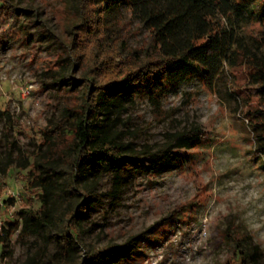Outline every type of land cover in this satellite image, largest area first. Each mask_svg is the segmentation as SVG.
Instances as JSON below:
<instances>
[{
    "label": "rangeland",
    "instance_id": "374dc122",
    "mask_svg": "<svg viewBox=\"0 0 264 264\" xmlns=\"http://www.w3.org/2000/svg\"><path fill=\"white\" fill-rule=\"evenodd\" d=\"M247 1L257 17L248 32L257 34L264 30V0ZM12 2L16 12L0 17V151L11 148L17 160L35 157L40 145L47 148L48 129L65 107L80 102L82 84L72 89V82L58 83L68 74L81 78L67 59L77 0ZM110 4L107 41H118L119 60H126L149 44V31L132 17L128 0ZM259 103L245 66L228 68L214 86L197 77L182 79L160 108L138 99L117 126L124 141L156 149L170 133L201 126V143L185 152L181 165L159 175H131L120 190L114 191L111 172L88 177L95 201L78 226L79 256L106 244L123 246L138 235L148 237L134 240L136 253L125 264H232L234 239L242 235H251L249 242L264 253V157L250 114ZM28 170L14 163L0 177L1 236L8 221L20 224L23 210L41 205L27 188ZM54 197L61 211L64 204ZM20 231L5 246L0 242V264H23L35 255L41 262V254L46 258L55 250L49 237Z\"/></svg>",
    "mask_w": 264,
    "mask_h": 264
},
{
    "label": "trees",
    "instance_id": "16d2710c",
    "mask_svg": "<svg viewBox=\"0 0 264 264\" xmlns=\"http://www.w3.org/2000/svg\"><path fill=\"white\" fill-rule=\"evenodd\" d=\"M110 1L77 0L78 20L71 30L67 59L81 78L68 74L58 83L72 82V89L81 83L80 102L65 107L57 125L48 129L47 148L42 150L40 145L35 157L17 160L10 146L0 151V177L14 163L29 169L27 188L41 203L38 209L23 210L20 224L8 221L0 242L5 246L20 229L21 235L49 237L56 247L46 258L41 254V262L35 255L23 264H125L136 253L134 240L148 236H135L123 246L106 244L84 258L79 256L78 226L95 201L85 180L111 172L116 191L131 175H159L184 163L185 152L201 143V126L170 133L156 149H137L117 130L123 113L138 99L148 98L160 108L162 98L182 79L197 77L214 86L228 68L248 67L260 101V107L250 113L255 120V144L264 157V30L248 32L257 21L249 2L128 0L132 17L149 31L150 42L119 60L118 41H107ZM14 12L12 0H0L2 19ZM54 194L64 204L61 211ZM81 197L83 202H78ZM252 239L251 235L234 239L232 264H264V253L259 244L249 242Z\"/></svg>",
    "mask_w": 264,
    "mask_h": 264
}]
</instances>
